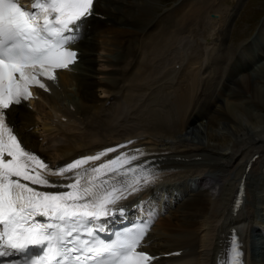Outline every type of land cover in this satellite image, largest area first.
<instances>
[{
  "label": "bare ground",
  "instance_id": "obj_1",
  "mask_svg": "<svg viewBox=\"0 0 264 264\" xmlns=\"http://www.w3.org/2000/svg\"><path fill=\"white\" fill-rule=\"evenodd\" d=\"M100 1L105 6V19L110 23L106 25L98 20V26L95 24L93 26L94 31L80 40L79 69L82 72L83 82H89L90 88L88 84L79 81L76 90L71 94L68 92L70 83L60 82L63 86L64 96L61 97L60 93L56 92L60 95L56 98V102L60 103L57 108L62 110L68 119L82 121L81 131L65 133L67 144L59 145L55 151L49 152L46 148L39 146L38 135L41 129L37 126L36 118L39 111L35 112L20 105L9 117L16 130L21 134L27 149L37 151L48 162L55 165L79 155H87L86 151L99 148L110 142L113 143L123 136H131V138L135 136L134 144L145 143L153 151L150 154L154 157L152 162L155 161L163 166L165 171L175 173L176 190L186 194L185 197H181L182 194H179L177 198L176 193L173 194L174 196L171 198L173 207L172 204H169L171 193L166 197L161 195L157 197V200L160 199L162 208L169 212L170 217L157 221L153 225V234L164 232V238H159L156 244L160 245L162 250L180 247L183 254L187 255L188 264H192L195 258H197L198 264H208L212 258L211 253L215 250V247L209 248L213 239L208 238L207 235L211 231L214 230L215 235L219 231L224 232L228 223H235L244 233H246L247 225L251 226L252 224L251 231L264 228V112L255 111L246 104L244 105L247 101L244 97L250 95L255 98V102H251L253 108L260 103L264 104V44L257 48L258 56L254 57L255 60L250 54L253 53V50L246 53L245 60L254 61L252 75H245L246 73H241L240 76L233 75L231 77L235 79V83L230 86V84H225L227 76H223L218 69V75L221 77L216 79L219 82L224 78L222 85H225L227 91L223 90L221 97H219L220 95L214 96V101L220 98L221 103L217 104L212 101V96H209L204 88L200 92L198 89L199 93L197 94L194 88L199 77L197 75L190 76L192 72L189 71L188 74L178 77L180 80L178 84L161 82L162 88L166 90V94L160 97L162 98V108H153L152 114H150V119L154 118L153 120L148 119L150 121H147V118H143L145 123L141 125V131L134 129L131 134L127 132L112 139H110L111 137L85 139L84 135L90 133L94 126L91 122L84 125V119L87 117H90L96 125L103 123L104 127H109L110 117L108 116L111 113L105 114L104 112L109 106L102 105L107 97L117 93L124 95L130 82L131 85L145 86L146 88L155 85V80H158L155 74L159 70L156 64L161 60L157 59L155 65L152 60L159 58L162 52L169 48L185 24L191 19H197V15L203 10V5L208 0H197V5L194 2L191 7H188V0H185L187 3L179 1L175 4L179 5L178 11L186 18L184 22V18L177 16L178 13H172V7L169 10H164L161 14L155 12L144 20V22L148 21L142 26L139 23L136 24L134 20L141 19V14L146 12L150 4H154L153 2H148V0ZM155 7L153 6L154 11ZM186 7L188 8L186 9ZM163 14L162 18L158 17L157 19L161 24L167 25V28L158 34L157 43L162 41V44L159 47H156L155 44L148 53H145L148 39L156 32L153 26L155 23L152 21L154 23L152 25L149 22L155 16ZM125 22H127L126 25ZM257 34L255 33L253 42ZM260 34L264 35V24L259 31V36ZM156 36H153V40H156ZM178 39L182 40L183 38ZM203 46L206 47V45ZM123 47H127L125 52L122 51ZM139 57H146L150 65L146 67L145 61H136ZM171 58L168 60L171 61ZM186 58L184 63L181 62L183 57L180 62L182 65L188 66L193 62V57L189 55V58ZM221 63L222 61H219L218 67ZM239 66V63H234L233 74L242 69ZM228 81L230 80L228 79ZM99 87L106 94L105 96L98 95L102 99L96 100L97 96L93 94L92 90ZM237 87L244 91L240 96L233 94ZM118 98L116 97V99ZM121 98L123 101L117 105L118 107L113 105L112 109L119 111L122 106L127 105V98L122 96ZM187 100L191 106L185 113ZM28 102L32 104L33 99L29 98ZM194 102L195 105H193ZM46 113L47 111L45 115ZM101 113L102 115H100ZM44 124L43 121L40 126L43 130H45ZM60 126L62 127L64 124ZM66 126L68 125L64 127ZM74 128L75 126H73ZM252 153H256V156L251 160L248 169L245 170L246 161ZM201 154L203 158L207 157L209 163L200 165L203 161L196 162L197 157L200 158ZM239 160L241 161L240 167L234 174L236 178L228 187L227 196L224 197L226 205L220 207L222 192L218 191L222 188L221 182L226 178L225 171L232 166V163ZM147 165L149 168H146V172L151 171L150 163ZM182 167L184 169L180 170ZM254 173L255 176L252 179ZM241 175H244L245 198L247 199L245 201L244 198L243 204L231 219L229 207L231 191ZM51 179L68 182L63 181L61 177H52ZM246 183L247 186H250L248 192ZM255 183L258 188L255 198L258 200L257 203L262 204L261 208L260 205L255 206V199L250 201V193L253 190L251 187ZM192 186L194 188H191ZM189 192L196 193L190 194ZM179 200L182 201L181 204ZM176 202L179 204L176 205ZM249 202H252L256 212L253 208L252 210L249 208ZM258 207L262 210V215H258L260 214L257 211ZM243 211H245V216L239 217ZM229 219L231 221L227 222ZM254 242L256 244L250 251V264H264V235H258Z\"/></svg>",
  "mask_w": 264,
  "mask_h": 264
},
{
  "label": "snow or ice",
  "instance_id": "obj_2",
  "mask_svg": "<svg viewBox=\"0 0 264 264\" xmlns=\"http://www.w3.org/2000/svg\"><path fill=\"white\" fill-rule=\"evenodd\" d=\"M93 4L94 0H33L29 9L19 0H0V262L26 257L24 264H28L32 259L29 252L37 249L35 255L39 256L50 247L55 248L59 259L45 256L38 264H150L154 259L137 250L142 248L150 226L145 221L130 236L101 241L88 247L86 253L84 248L89 242L76 246L80 242V235L75 234L77 226L87 227L94 220L123 215L125 206L118 201L127 199V188L139 192L155 182L157 175L147 171L132 185L128 172L110 167L119 156L99 166L85 167L127 145L81 156L53 168L27 149L8 115L13 107L27 101L31 85L48 90L40 77L55 81L57 69H67L76 62L78 53L68 45L75 39L81 22L91 15ZM136 151L139 155L124 162L148 155L140 149ZM146 164L145 160L130 171L135 173ZM52 177L68 182L54 181ZM98 177H104L99 184L95 182ZM109 205H114L111 212ZM86 234L94 238V230ZM65 245L70 247L61 253L59 249ZM75 252L82 255L72 256ZM229 253L230 259L224 264H242L238 233L234 234Z\"/></svg>",
  "mask_w": 264,
  "mask_h": 264
},
{
  "label": "rangeland",
  "instance_id": "obj_3",
  "mask_svg": "<svg viewBox=\"0 0 264 264\" xmlns=\"http://www.w3.org/2000/svg\"><path fill=\"white\" fill-rule=\"evenodd\" d=\"M149 1L150 0H148V2ZM175 1H177V0H157V3L161 4L162 7H165L164 9L168 10L172 5L177 4L179 1H181V3H182L183 1L186 2L187 0L186 1L185 0H179L178 2L173 4ZM188 1H189L188 2V7H191V5L193 3H191L190 0H188ZM150 2H153L154 4H150V6L148 7L147 11L141 14V19L134 20V22L136 24L139 23V24H141V26L144 25V23L148 21V20H146L144 22V20L146 18H148L149 16H151L152 14H154L155 12H157V5H156L155 1H150ZM195 3L197 5V0H196ZM196 5H195V7H196ZM153 6H156L155 7V11L153 9ZM178 6L179 5L173 6L171 11L173 10L172 13H174V12L176 14L178 13L177 16H179L180 18H184L183 19V22H184V20L186 18L184 16H182L183 14H181L178 11V8H177ZM188 7H186V9ZM205 7H206V9H203V10H201L202 12L201 11L199 12V14L201 13L200 16H199V14L197 15V18L198 17L199 18L196 21L195 20L193 21L191 19V21H189L187 24H185V27L183 28V30L180 31L176 35L175 40H178V38H183V41L178 43L180 45L177 44L178 47H176V50H174V45L170 46L166 51L162 52V55L159 58L153 59L152 63L155 65L157 59H158V61L161 60V61L157 62V64H156L158 66V69H159L157 71V73H159V75H156V77L159 80L160 77H161L160 75H163L162 70H173V69H170V68H167V67L169 65H176L178 63L179 57H178L177 53L179 52V50H180V48L182 46L186 45L187 49H188L187 53H189V51H193V53L197 55V62L193 64V65H195L193 69H195L194 71L197 73L196 75H200V78H201L200 83L206 85L207 88H210V90L212 91V94H214V95H212V97L214 98V96L216 94L213 91L216 90L217 94L220 95L219 97H221V93H222L223 90L226 91L225 90V85H222L223 79H222L221 83L218 82V80L216 79V78H220L221 77V76L218 75V73L215 75V73H216V71L218 69H219L220 72H222L223 76H227L226 77L227 80L225 81V84H227V85L230 84V86H231L232 83H235V79L231 77V76L236 74V73L235 74L232 73V69H233V66H234L235 62L240 64L239 68H242V69L239 70V72L246 73L245 75H249V74L252 75V71H251L252 70V65H253L252 63H254V61L253 60H251V62L250 61H243L242 58H241V55L243 53H244L243 58L244 59L246 58V53L248 51H250L251 45L250 44H248V45L246 44L245 47H243L244 49L242 48L239 51L240 54H238V55H236V53H237L236 49H238V47H239V45L241 43H243L244 41H246L248 39L249 35L255 29H256V34H257V32H258V34H257L256 39L254 40V43L257 45V48L263 46V44H264V35L260 34V36H262V37H260L259 36V31H261V27L264 24V22H263L264 21V0H208L207 4L205 5ZM175 8H177V9L174 10ZM163 12L164 11H162L161 13H163ZM210 12L216 14L215 15L216 17H214V15H210L209 14ZM163 16H164V14L163 15H159V16H155L154 19L149 22L150 24H152L153 22L155 23V24L153 23L154 25L152 24L154 26V28H155V31H156V32H154L153 36H156V35L157 36H156V40H153V36L148 39L146 47H145V50H144L145 53H148L154 47L155 44H156V47H159L162 44V41H159L157 43L158 38H159L158 34L164 28H167V25L161 24L157 19H158V17L162 18ZM126 23L127 22H125V25H126ZM139 24H138V26H139ZM260 24H261V26H259L260 27V30H259L258 25H260ZM215 37H217V42H216L217 44L215 46H213V47H211V43H209V41H206V42L203 41V43L205 42V44L209 43L208 46L203 48V49H205V51L212 50L210 54L209 53H205L203 55L202 51H200V48H199L200 45L198 43L201 40H203V39H205V40H213L212 43H214ZM218 43H219V46L217 47ZM215 50H216V52H215ZM251 51H252V49H251ZM257 51H258V49H257ZM168 52H170V54L173 56V58H171V60H172L171 63H170V60H168L171 57L168 54ZM250 54H252V57L255 60L256 58H254L253 53H250ZM217 57L219 59H222L223 61L225 60L224 62L221 63L220 67H217V65H216V64H219V59ZM186 59H188V58H186ZM217 59H218V62H216ZM139 60L145 61L147 63L146 67H148L150 65V63L147 61L146 57H139L138 59H136V61H139ZM183 66H184V68L187 67L186 65H183ZM249 66H250L251 69L249 68ZM210 70H212V71H210ZM240 74L239 75H235V76H240ZM179 76H184V75H177L176 76L177 80H176L175 84L179 83V81H180L179 78H178ZM190 76H193V75H190ZM213 76H214V78H213ZM171 78H173V77H170V79ZM228 79L230 81H228ZM215 80H217V81H215ZM163 83H165V82L163 81ZM232 86L235 87V85H232ZM144 87L145 86H139L140 89L141 88L143 89V93L147 90V92H146V94L144 96H146L147 93L155 90L154 89L155 85H153V87H151V88H146V87L144 88ZM201 87L198 88L199 92H200L201 89H203V87L202 88ZM198 89L196 90L197 94L199 93ZM243 92L244 91L240 90L237 87V89L235 91H233V94H238L240 96ZM209 96H211V95H209ZM160 97H158V101H159L158 103H159L160 106H162L163 105L162 104V98H160ZM242 97H244V96H242ZM244 98H245V100H247L249 102L248 103L246 101L244 103V105L246 104L247 106H249L251 109H253L255 111L264 112V104L263 103H260V105H256V107L253 108L251 102H255V98L252 97L251 95L250 96H245ZM121 99H122L121 97H119L117 99V100H119V102H117V105H119L123 101V99L122 100ZM212 101H214V100H212ZM219 103H221V102H219ZM141 108H143V107H141ZM37 111H40V110L37 109ZM120 111H122L121 108H120ZM150 116L151 115H149L148 117H144V118H147V121L153 120L154 118L150 119ZM148 119H150V120H148ZM110 137H106V138H110ZM89 140H90V138H89ZM91 141H94V140L91 139ZM206 158L207 157L203 158V156L201 154L200 158L197 157L196 162H198V160H199V163L201 161H203V163L201 162L200 165H203L205 163H209L208 159H206ZM240 162H241L240 160L239 161H235L234 163H232V166H230L225 171L226 178H228L227 180H229L230 182L236 178V177H234L235 176L234 174H235L236 170L239 169V167H240L239 163ZM254 176H255V173L252 176V179L254 178ZM229 184L230 183L228 182L226 184V186H228ZM176 188H177V186L174 187L175 191H172V192L171 191H166V192L171 193V198L174 196L173 194H175V192L177 191ZM248 189L250 190V186H248L247 192H248ZM251 190L252 191L250 193V201L252 199L256 200L255 196L257 197V193H258V191H257L258 188H257L256 183L252 185ZM196 192H192V193L189 192V193L193 194V193H196ZM221 192H222V188H221ZM226 194H228V193L226 192ZM247 197H248V195H247ZM222 200H223V198H222V195H221V200L219 202V205H221L220 207L224 206L222 204L225 201L222 202ZM257 201L258 200H256V202L254 203L255 206H259L260 205L259 207L261 208L262 204H260V202L257 203ZM181 202L182 201H180L179 203L181 204ZM179 203L176 202V205L179 204ZM259 207H258L257 211L260 214H258V215H262L263 212H262V210ZM249 208L252 210V208H253L252 202L251 203L249 202ZM253 210L255 211L254 208H253ZM167 213H168L167 216H165L166 218L169 217L168 216L169 212H167ZM158 221H160V220H158Z\"/></svg>",
  "mask_w": 264,
  "mask_h": 264
}]
</instances>
